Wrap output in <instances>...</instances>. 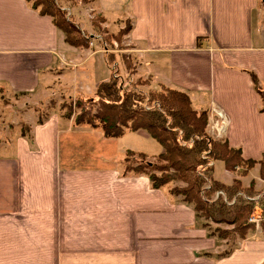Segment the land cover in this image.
I'll list each match as a JSON object with an SVG mask.
<instances>
[{"label":"crops","instance_id":"0c3cea01","mask_svg":"<svg viewBox=\"0 0 264 264\" xmlns=\"http://www.w3.org/2000/svg\"><path fill=\"white\" fill-rule=\"evenodd\" d=\"M258 5L259 0H93L88 10L103 17L107 29V12L120 16L114 23L131 20L128 51L140 54L157 87L186 93L193 109L207 111L211 122L220 111L227 128L222 138L241 149L244 159L259 160L264 115L250 75L242 71L264 82ZM93 46L67 44L53 19L26 0H0V92L36 94L65 79L68 67L78 75L76 68L101 53L109 74L94 89L81 86L82 97L95 94L112 70L106 53ZM25 124L33 142L19 135L0 144V264H264L260 225L229 251L230 241L214 235L167 188L153 189L146 176L122 177L121 156L134 149L118 144L123 138L74 129L73 120L57 113L44 124ZM218 163L224 181L215 176ZM212 178L231 185L238 176L215 162ZM241 181L245 189L255 182L256 197H264L259 166Z\"/></svg>","mask_w":264,"mask_h":264},{"label":"trees","instance_id":"16d2710c","mask_svg":"<svg viewBox=\"0 0 264 264\" xmlns=\"http://www.w3.org/2000/svg\"><path fill=\"white\" fill-rule=\"evenodd\" d=\"M26 1L40 15L53 19L54 25L63 32L67 44L90 48V39L84 37L75 24L66 20L65 13L55 0ZM84 2L88 3V0ZM101 22L105 23L103 17ZM132 29V23L127 20L115 35L118 37L116 42L120 43L123 37L130 35ZM203 40L198 39V46ZM121 49L127 47L121 46ZM128 56L121 55V60L125 63ZM105 57L112 70L111 78L102 82L89 100L80 98L74 106H64L66 113L62 117L73 120L74 129L87 127L102 132L107 139L123 138L127 132L147 133L163 148V153L157 156L159 163L147 161L148 155L145 153L127 150L121 160L122 177L146 176L151 187L158 190L173 182L184 183L185 187L173 188L170 195L182 197L186 204L194 208L197 216L206 222L233 226L232 230L217 228L216 233L220 238L226 239L231 233L245 239L248 232L255 228L249 219L261 199L248 201L238 197L241 194H247L250 198L258 195L255 182L245 189L241 178L259 166L260 178L264 180V156L259 160H246L241 149L230 147L223 138L211 137L208 133L209 113L194 110L186 93L160 85L158 90L149 92L146 103L142 93L124 87L122 78L113 69L117 63L116 55L107 53ZM242 71L250 75L254 90L260 97L259 112L264 115V82L253 71ZM50 116L41 117L38 123L44 124ZM21 136L33 142L29 125L22 123ZM215 162H223L225 169L236 173L238 178L231 185L214 180L213 166L210 164ZM220 191L224 192L227 201L223 197L212 201L210 197ZM234 199H237L236 203L230 204ZM261 218L260 225L264 232V201L261 203Z\"/></svg>","mask_w":264,"mask_h":264},{"label":"rangeland","instance_id":"374dc122","mask_svg":"<svg viewBox=\"0 0 264 264\" xmlns=\"http://www.w3.org/2000/svg\"><path fill=\"white\" fill-rule=\"evenodd\" d=\"M55 1L56 4H58V6L61 8L62 12L65 13L66 20L75 24V26L82 32V35L90 39L91 43L94 44V50H103V52L106 54L114 53V55H116L117 63L115 66H113V69H116V74L122 78L124 87L126 89L135 90L142 93L146 97L147 103L149 92L152 90H156L155 87H157L156 82H154L153 80L155 79V75H152V73H150V67H146L144 69L147 64H145L144 60L140 58L139 53H136L134 51L130 53V51H128V48L132 47H128L127 45V36L123 37L120 43L116 42L118 37L116 38L115 35L117 36L121 27L125 26L126 21L114 23L113 21L117 20L120 16H117L116 14H113L111 12H107L105 16L111 23L109 25V29H107L104 28V23L101 22L102 17L96 15L95 12L89 11L91 3H93V1L90 2L88 0V3H85L84 0ZM107 1L110 2V0ZM86 11L88 12L87 14ZM258 13L261 17L260 24L264 27V0H259ZM129 21L131 23V20ZM121 46L125 48L127 47V49H121ZM106 49L108 50V52ZM123 54L129 55L128 59L125 58V63L121 60V55ZM128 65H130V67H127ZM70 68L71 67L67 68L68 72H64L66 76L65 79L56 81L48 88L39 90L36 94L12 95L7 92H0V144H4L7 141L12 143L15 139H17V137L21 135L22 123H29L32 121L37 122L38 119H40L41 117L45 118L48 114L51 115L57 113L60 116H64L66 113V108H64V106H74L75 101L79 100L80 98L89 100L95 95L94 92L92 91L90 94H85L86 96L82 97L81 95L83 94V91L81 90V86H89L94 89L97 80H104L105 72L109 74L104 56L101 53L97 54L96 57H93L87 63L76 68L75 71H78V75L72 73L70 71ZM159 87H157V90L159 89ZM53 93L56 94L54 95ZM147 107L149 106L147 105ZM209 135L215 139H220L219 137L213 136L211 133H209ZM118 144L125 145L127 147L132 146L134 147V149H130L131 151L137 149L138 152H144L148 154L147 161L151 163H159L157 156L162 151V147L153 139H141L139 136H137L136 133L127 132L126 137H123V139L119 140ZM124 156L125 154L121 156L120 160H122ZM213 164L214 163H211L210 165L213 166ZM223 171L224 169L222 168L221 164L218 163L216 165L215 176L224 181L225 179H222V175L224 173ZM225 173L228 172L225 171ZM255 174L256 172L252 174V176H255ZM246 183L248 184L249 180L246 181ZM262 185L264 186V184ZM175 187L182 188L185 187V184L182 182L171 183L166 187L168 190V194H171V190ZM243 195L248 196L247 194ZM215 196L216 194L214 196H211L210 199L214 201ZM238 197L244 199L241 195H239ZM254 197L256 196H253L252 198ZM180 198L182 199V197ZM236 201L237 199H234L235 203ZM260 201V203L257 205L256 210L253 212V215H256V212L258 215H261V203L264 201V197ZM208 223L210 225V231H212V233L217 236V228L225 230L233 229V226H229L226 224H220L218 226L217 224L212 222ZM256 228L259 227L255 225L254 230L249 231L248 234L252 231L257 230ZM226 239L230 241V246L228 247L229 251L237 246V243L240 240H243L238 234L231 233Z\"/></svg>","mask_w":264,"mask_h":264},{"label":"built area","instance_id":"2783aa9c","mask_svg":"<svg viewBox=\"0 0 264 264\" xmlns=\"http://www.w3.org/2000/svg\"><path fill=\"white\" fill-rule=\"evenodd\" d=\"M107 52H108V50H107ZM217 117H218V119L214 120L212 122L209 120V126H208L209 133H211L215 137L222 138L224 136V134L226 133V130H227L226 123H225V120H224V116L222 115V113L220 111L219 112L217 111ZM220 197H223L224 200L227 201V199L225 198L224 192H221V191L216 193V196H215L214 200H217ZM243 198L248 200V201H255V200L259 199L260 197H258V198L257 197L250 198V197H247V196H243ZM234 203H235L234 201L230 202V204H234ZM260 220L261 219L259 217H255L254 215H252V217L249 219V222L253 223L257 227H259Z\"/></svg>","mask_w":264,"mask_h":264}]
</instances>
